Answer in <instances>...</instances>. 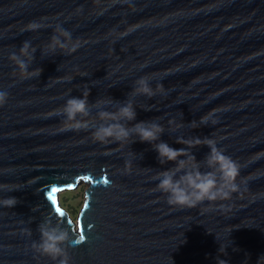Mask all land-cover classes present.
I'll return each instance as SVG.
<instances>
[{"label": "water", "instance_id": "95a60500", "mask_svg": "<svg viewBox=\"0 0 264 264\" xmlns=\"http://www.w3.org/2000/svg\"><path fill=\"white\" fill-rule=\"evenodd\" d=\"M32 21L43 27L25 31ZM57 25L75 52L45 50ZM25 40L38 78L22 79L10 59ZM141 77L164 91L133 95ZM0 90V200H17L0 204V264H57L32 248L44 219L86 237L66 245L70 264H264V0H0ZM85 90L107 111L131 101L127 126L155 120L175 149L186 148L177 137L213 139L239 163L240 191L169 205L156 177L174 164L152 144L101 143L91 124L62 131L58 110ZM97 111L83 119L98 122ZM189 151L203 163L210 149ZM79 183L88 189L73 221L59 196Z\"/></svg>", "mask_w": 264, "mask_h": 264}, {"label": "clouds", "instance_id": "9594fccd", "mask_svg": "<svg viewBox=\"0 0 264 264\" xmlns=\"http://www.w3.org/2000/svg\"><path fill=\"white\" fill-rule=\"evenodd\" d=\"M42 27L41 23L32 21L24 30L36 31ZM55 32L58 34H53L50 42L45 45L47 52L54 53L57 49H61L65 50V54H71L80 46L73 40L71 31L61 25H57ZM35 51L36 48L32 46L31 41L25 40L18 53L10 54V59L18 67L22 79L38 78L41 74L42 69L40 68L29 70ZM157 91H164L163 84H158L154 90L147 77L136 80L132 88L133 95H146L149 98L156 95ZM8 95L7 91L0 90V107L7 103ZM89 95L90 90H85L81 96H71L58 110L57 114L65 117L62 131L78 132L88 129L91 124L94 129V139L101 143H107L110 139L127 143L132 136H136L140 142L152 144L158 153L160 164L168 162L174 164V167L163 170L156 177L159 181L157 188L166 194L169 205L194 207L203 201L229 198L233 193L240 191V184L237 182L240 176L239 163L224 154L213 139L196 136L189 139L177 137L176 143L184 144L186 148L175 149L160 139L165 130L155 120L139 121L131 127L127 126V122L136 121L137 118V112L131 101L118 102L119 107L115 111H107L103 110L99 102L95 105L90 104ZM93 107L99 109L97 111L98 122L83 119L90 116ZM201 123H206V121L202 118ZM201 145H206L210 149L203 163L197 161L189 151V149ZM202 167H206L208 170L201 171ZM16 201V198L8 197L0 200V204L13 207L16 205ZM37 230L40 238L38 241H33L32 248L57 264H70L71 257L67 247L77 246L86 239L84 235L72 239L68 230L61 226L59 219L55 226L50 220L44 219L38 225Z\"/></svg>", "mask_w": 264, "mask_h": 264}, {"label": "rangeland", "instance_id": "374dc122", "mask_svg": "<svg viewBox=\"0 0 264 264\" xmlns=\"http://www.w3.org/2000/svg\"><path fill=\"white\" fill-rule=\"evenodd\" d=\"M87 189L88 185L79 183L74 191H65L59 196L61 207L69 214L73 221H76V218L84 205Z\"/></svg>", "mask_w": 264, "mask_h": 264}, {"label": "snow or ice", "instance_id": "6c2138e0", "mask_svg": "<svg viewBox=\"0 0 264 264\" xmlns=\"http://www.w3.org/2000/svg\"><path fill=\"white\" fill-rule=\"evenodd\" d=\"M84 179H87V177H85ZM53 191V190H52ZM86 207H87V205H86Z\"/></svg>", "mask_w": 264, "mask_h": 264}]
</instances>
